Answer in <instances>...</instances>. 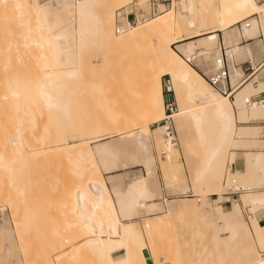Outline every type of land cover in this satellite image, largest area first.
<instances>
[{"label": "rangeland", "instance_id": "1", "mask_svg": "<svg viewBox=\"0 0 264 264\" xmlns=\"http://www.w3.org/2000/svg\"><path fill=\"white\" fill-rule=\"evenodd\" d=\"M39 2L46 5L55 3V0ZM128 2H110L105 6H98L95 12L103 17L114 14L115 31L121 21L117 17L121 9L135 8L150 13L149 0ZM188 5L187 0H168L165 6H159L158 16L175 8L176 16L181 15L186 21L191 18ZM61 14L66 15L64 11ZM51 20L53 25L55 19ZM245 22L249 21H243ZM11 24L16 33L11 35L8 47L0 49L1 66L5 65L0 66V94L6 93L9 98L7 102L11 105L7 106L12 108H9L11 113L15 111V120L12 119L14 114L11 117L14 122L0 128V140H5L9 152L6 166L0 164V227L6 225L8 228L5 241H0V264H105L90 244L97 239L96 232H103L102 238L105 241L111 239V244L117 246L111 252L115 260L129 252L132 264H147L149 258L154 264H239L238 261L245 264L244 255L241 257L244 250L242 243L230 244V235L221 221L199 213L159 220L172 201L173 204H200L201 201H210L213 209L219 204L227 210H232L234 204H238L243 223L252 232L255 257L259 259V249L264 246V241L255 234L253 223L257 221L264 226V222H260L264 221V207L254 209L244 205L241 199L243 193L231 190V181L236 178L232 175V179L229 176L231 181L229 180L228 173L230 175L231 172L228 167L233 161L236 163L242 158L246 163L241 171L244 173L249 166V157L246 154H264V121L251 124L261 129L257 147L250 143L245 148L230 152L221 191L206 190L205 184L197 182V174L201 171L205 154L194 127L188 122L181 140L174 118L166 119V116L180 113L190 106L186 100L179 103L174 92L169 91V77H163L165 118L157 123L150 121L147 97L142 93L146 84L145 77L153 64V54L149 46L116 51L113 58H110L107 56L106 46L96 36L94 43L89 42L84 47L63 42L59 50H56L51 46L33 44L30 42L33 38H24L14 22ZM31 24L28 28L33 26ZM241 24L237 27L241 28ZM34 29L32 33H39L41 30ZM61 29L62 27H58L54 33H62ZM67 29L71 36L73 30L68 27ZM36 33L32 36L35 37ZM44 33L41 30L38 35L43 36ZM219 35L221 44L223 34ZM205 37H195L183 44L189 41L201 43L199 40ZM238 38L243 45H251L254 54L260 57L261 61L255 67L261 69L256 72L253 80L258 79L256 87L264 84V50L261 49V40L249 43L240 36ZM173 48L178 50L180 47L175 45ZM218 48L219 45L215 46L212 54ZM55 52L60 54V60L53 56ZM249 61L252 62V59L247 56L236 63L243 77L245 67L242 65ZM228 63L231 68V63ZM189 65L205 78L209 89L220 93L208 81V77L215 70L211 61L200 58ZM72 71H75L76 75L73 76L76 77L70 78L67 73ZM50 73L63 75L58 78L64 85L60 99L69 104V119L56 108L49 109L45 105L42 87L48 81L46 77ZM234 97H231L232 103ZM256 97L263 98L264 93L253 98ZM147 126L152 132L151 145L149 151H144L136 145L134 138L144 134ZM165 126L173 128L177 139L171 165L168 164L167 153L161 151L153 141L156 130H159L166 146L167 129H158ZM238 126L241 127L242 124ZM18 135L24 144L22 156L17 155V147L13 144L14 137ZM100 146L106 147L110 153H99ZM80 148H90L94 153L98 174L108 186L118 218L122 223H138L140 234L136 237L125 238L109 231L113 213L105 204L104 209L93 211L87 206L84 216L77 214L71 204V197L79 190L78 186L83 184L88 187L87 184L94 182L98 176L92 170L87 171L89 158H83L88 163L87 166L81 163L87 167L86 174L84 172L83 178L81 177L83 169L79 167L81 164L75 157L76 150ZM78 168L79 171L81 169V178L76 174ZM149 170L150 178L147 177ZM140 179L146 180V189L151 197L147 204L153 209H140L137 216L125 219L117 193L120 198L126 196L129 186ZM213 184L217 188L220 182L214 180ZM248 187L254 193L264 192V184L256 186L257 188L251 185ZM84 189L88 193L86 198L89 202V193L92 195V192ZM236 245L240 246V251Z\"/></svg>", "mask_w": 264, "mask_h": 264}, {"label": "bare ground", "instance_id": "2", "mask_svg": "<svg viewBox=\"0 0 264 264\" xmlns=\"http://www.w3.org/2000/svg\"><path fill=\"white\" fill-rule=\"evenodd\" d=\"M128 1L132 0H55V3L43 5L39 0H0V49H6L10 44L11 35L16 33L12 29L11 22H14L15 26L19 28L18 32L20 31V35L24 38H33L30 41L33 44L42 45L43 47L51 46L56 50H59L63 42L67 45L76 43L84 47L89 42L94 43L96 36L106 46L107 56L110 58H113L116 51L131 48L140 49L143 46H149L153 54V64L148 76L145 77L146 84L142 88V93L147 97L146 105L150 121L157 123L163 121L165 118L163 77H169V91L174 92L175 99L179 103H183L186 100L190 106L180 113L166 116V119L174 118L181 140L184 138V127L188 122H191L200 139L198 140L201 142L200 147L204 151L203 154H205V157H203L205 160L203 159L202 161L204 167L202 165L201 171L200 169V172L198 171L197 182L205 184L206 190L219 192L222 189V179L226 167H228L227 162L230 152L239 148H245L250 143L254 147H257L260 143L258 137L261 134V129L251 126V124L257 121H264V104L250 105L249 101L251 98L262 94L260 89L264 87V84H259L256 87L255 83L258 82V79L253 80L254 76L250 80L243 82L244 77L240 70L237 69L236 63L247 56L253 60L255 55L252 46L243 45L242 41L238 38L239 36L249 43L250 41L261 40V49L263 48L264 50V16H261L259 10L252 11L241 7V5L252 2V0H187L189 3L188 11L190 19L185 21L181 15L177 17L175 8L170 9L167 13L165 12L166 14L162 13L163 15H157L150 20L143 21L139 18L136 23L129 22L127 17H122L121 21H119L122 24L117 29L121 36L117 37L114 14L103 17L96 14L95 9L98 6H105L110 2L125 3ZM61 11H64L66 15L62 16ZM125 13H121V16ZM51 19H55L53 25L51 24ZM245 20L249 22L243 23ZM31 22L33 23L31 24ZM143 22L146 24H141ZM30 24L35 26H32L33 28L30 26L29 29L28 26ZM239 24H241V28L237 27ZM26 25L27 27H24ZM60 26L62 27V33H60L61 31L59 34L54 33L58 27L61 28ZM66 26L70 30H73L71 36H69V29ZM34 28L44 30V35L39 36L41 30L39 31ZM63 28L66 29L63 30ZM231 28L234 29L229 31ZM32 29L39 31V33L35 32V37L32 36L35 34L34 31L32 33ZM221 33L223 34V38L220 44L219 34ZM202 36L206 37L199 40L201 43L189 41L183 44L184 41ZM175 45H179L180 48L178 50L174 49ZM217 45H219L218 51L212 54L213 48ZM224 50L228 61L231 63L230 81L233 90L226 95L209 89L205 78L192 65H189V63L197 62V59L204 58L211 61L212 65L216 67L218 61L224 57ZM229 52L231 53V58L227 55ZM53 56L55 59L60 60L59 53L55 52ZM66 56L69 55L67 54ZM262 67H264V63ZM260 69V67L256 68V72L260 71ZM63 72L61 73L63 74ZM237 72L240 75L234 81L233 75ZM54 73H50L47 75L48 78L46 77L48 81L42 87L43 99L46 107L49 109L56 108L68 118L69 112L67 108H69V104L60 99L64 85L60 83L61 81L58 78L63 75ZM67 75L69 77H76L73 76L76 75L75 71L68 72ZM233 83L236 85L235 88H233ZM232 96H235L234 103L231 101ZM7 98L6 93L0 94V128L11 125L14 122L13 120H15V111L11 113L12 108L9 102H7ZM8 104L10 106H7ZM12 114H14L13 120L11 119ZM238 124H242V126L239 127ZM158 129L162 131L167 129V127H159ZM151 133L150 127L147 126L144 134H139L134 138L136 145L140 149L149 151ZM19 135L14 137L13 144L17 147V155L22 156L24 154V144ZM4 141L3 139L0 140V164L6 166L9 152L7 144ZM153 141L161 151L167 153L168 164L171 165L174 144L165 141V146L162 132L160 134L159 130H156ZM98 150L101 154L110 153L103 146H100ZM246 155L249 157V166L246 172L233 171L232 165L234 161L228 167L231 172L230 175L228 173V177L230 176L232 179L233 175L236 178L231 181L229 177V180L232 182L231 190L243 193L241 199L244 205L252 206L254 209H261L264 207V192L254 193L248 186L260 187L264 184V154L259 152L256 154L248 153ZM75 157L80 164L86 165L88 160L90 162L88 169L83 164H81L82 167L79 166L83 169V171L80 169L82 176L79 168L76 169L78 171L76 173L78 174V178H83V173L86 169L89 172L92 170L94 174L98 175L94 182L87 184L88 187H85L83 184L78 186L79 190L71 197V204L77 210V214L84 216L87 213V206H89V209L92 208L95 211L107 205L111 209V213H113L111 228L109 229L112 234L122 235L125 238H133L139 235L138 223H122L118 218V211L113 203L108 186L105 180L98 174L99 168L94 162L95 156L92 150L90 148H80L76 150ZM83 158L89 159L84 160ZM79 159L80 161L82 159L83 162H80ZM140 180L132 184L136 187L131 188L126 196L120 198L117 193V197L120 199L118 202L125 219H131L138 215L140 209H148L150 207H148L147 201H151L149 200L151 197L148 196L146 199H142L140 196ZM214 180L220 182L217 188L213 184ZM84 188L90 190L92 195L95 194L93 195L95 197L92 198L93 196L89 193V202H87L88 198H86L88 193L84 191ZM246 189L248 191H245ZM172 202H170L171 205H168V209H166L162 217L160 216L159 220L164 217L169 220L175 217L180 218L185 215L199 213L215 221H221V223H224V229L230 235V237L228 236L230 244L242 243L244 250L243 254H241L242 256H240L243 257L244 255L245 264H252L253 260H258L255 257L252 232L243 223L244 221L240 214L241 208L239 209L240 206L238 204L235 203L232 210H227L219 204L213 209L210 201H201L200 204H173ZM138 204L144 206L137 207L136 205ZM253 228L255 234L261 238L260 230L264 229V226L255 221ZM7 233L8 228L6 225L0 227V241H5ZM102 233L96 232L97 239H94L95 241H91L90 243L91 247L99 253V258L105 264H132L129 252L117 260L112 257L111 252L117 246L111 244V239L105 241L101 236ZM140 244L142 243L140 242ZM239 251L238 253H240ZM238 262L241 264V261Z\"/></svg>", "mask_w": 264, "mask_h": 264}, {"label": "built area", "instance_id": "3", "mask_svg": "<svg viewBox=\"0 0 264 264\" xmlns=\"http://www.w3.org/2000/svg\"><path fill=\"white\" fill-rule=\"evenodd\" d=\"M167 1L168 0H149L148 2L150 6L149 14L145 13L141 9L133 8L132 10H127L126 8H123L120 10L121 12L118 11L117 17L118 19L122 17H127L128 21L132 23H136L139 18H141L143 21L150 20L159 14L158 12L159 6L162 4L165 6V3ZM124 11H127V12L123 16H121V13H123ZM118 23L120 25V22ZM117 35H119L118 30H117ZM223 56L224 57L222 58V60L218 61L213 74L210 77H208V81L214 89L226 95L227 93H231L233 90H232L231 81H230L231 71H230V67H229L228 59L226 57L225 50H224ZM242 67H245L243 82L250 80L256 74L257 70H256V67L253 66L252 62L250 61L246 62L242 65ZM249 104L250 105L251 104L263 105L264 97L263 98H260V97L251 98L249 101ZM165 138H166V141L171 142L172 144H174V146L176 145V141H177L176 133L173 130V128L171 127L167 128ZM250 219H252L251 215H250ZM260 222L262 223L264 221L262 220Z\"/></svg>", "mask_w": 264, "mask_h": 264}, {"label": "snow or ice", "instance_id": "4", "mask_svg": "<svg viewBox=\"0 0 264 264\" xmlns=\"http://www.w3.org/2000/svg\"><path fill=\"white\" fill-rule=\"evenodd\" d=\"M241 7L246 8V9H250L252 11H256L259 10L261 16H264V0H252V2H249L247 4L241 5ZM227 55L229 56V58H231V53H227ZM240 75L239 72L235 73L233 75V80L235 81L236 78ZM235 83H233V88H235ZM260 91L262 93H264V87H261ZM147 177L150 178L151 177V170H149V172L147 173ZM135 185L129 186V189L131 188H135ZM139 192H140V196L142 199H146L150 193H148L147 189H146V180H140L139 181ZM137 207H143L144 205H136ZM260 236L262 241H264V229L260 230ZM252 264H264V246H262L259 249V259L258 260H253Z\"/></svg>", "mask_w": 264, "mask_h": 264}, {"label": "crops", "instance_id": "5", "mask_svg": "<svg viewBox=\"0 0 264 264\" xmlns=\"http://www.w3.org/2000/svg\"><path fill=\"white\" fill-rule=\"evenodd\" d=\"M254 50H255V47H254ZM257 57V58H256ZM254 61V62H253ZM260 57L257 55V54H255L254 55V58H253V60H252V64L254 65V66H256V65H258L259 63H260ZM212 64V63H211ZM193 67V66H192ZM194 68V67H193ZM195 69V68H194ZM196 70V69H195ZM245 161L242 159V158H239L238 160H237V162L236 163H234L233 165H232V170L233 171H238V170H240L239 172H241L242 170H243V168L245 167ZM233 199H234V197H233ZM228 204H231L230 202H228ZM147 264H154L153 263V261H152V259H147Z\"/></svg>", "mask_w": 264, "mask_h": 264}]
</instances>
